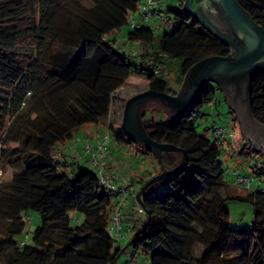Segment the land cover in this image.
I'll return each mask as SVG.
<instances>
[{"label":"trees","instance_id":"obj_1","mask_svg":"<svg viewBox=\"0 0 264 264\" xmlns=\"http://www.w3.org/2000/svg\"><path fill=\"white\" fill-rule=\"evenodd\" d=\"M176 2L166 8L176 27L157 36L131 23L140 0H0V164L11 170L0 183V264H117L123 232L120 227L117 236L111 228L121 205L102 178L116 188L127 181L120 160L95 155L96 166L106 161L99 174L100 167L92 170L76 156L66 160L65 144L83 125L107 122L109 140L149 156L159 173L175 166L129 142L112 115L117 92L132 75L144 77L147 89L175 94L170 70L179 87L197 61L229 54L183 10L184 0ZM237 2L264 30V0ZM160 10L156 6L151 15ZM219 91L206 83L182 118L156 121L143 112L149 136L183 150L188 163L169 182L162 180V194H147L151 184L143 190L144 208L133 198L144 220L140 228H129L124 264H137V255L142 264H264V185L253 190L241 184L246 195L240 194L239 183L225 178L221 139L196 130L203 107ZM250 99L254 118L264 125V73L254 76ZM248 146L247 157L264 156ZM251 172L261 175L264 161ZM156 174L145 170L142 186ZM229 200L251 203L250 225L231 228ZM29 211L41 224L27 243L22 236Z\"/></svg>","mask_w":264,"mask_h":264},{"label":"rangeland","instance_id":"obj_2","mask_svg":"<svg viewBox=\"0 0 264 264\" xmlns=\"http://www.w3.org/2000/svg\"><path fill=\"white\" fill-rule=\"evenodd\" d=\"M146 2L147 0H140V5L146 4ZM159 2L160 3L157 5V7L161 8L160 12H154L147 20H142L138 11H136L132 16L135 23H137L139 26H147L153 29L157 36L169 32L177 25V23L173 20L172 15L166 11L167 6L177 5L176 0H159ZM127 30L128 28L124 27L122 32L125 33ZM168 74L171 87L176 89V92H178L179 87H177L173 81V79L176 78V74L172 72V70H170ZM146 89L147 80L144 77L138 75H132L129 77L124 85L119 88L115 99V104L113 106L112 115L114 118L115 127H120L125 101L133 94L142 92ZM150 109L154 110L152 114L149 111ZM229 110L230 108L224 94L221 91L217 92L214 102L203 107L204 116L198 120L196 124V130L199 134H203L204 136L212 139L213 130L215 127L224 128L225 134L222 136V138H220V143L222 145L221 157L223 160V168L225 170V178L231 183H236L235 174L241 176L249 175L250 188L248 189L257 190L264 185V172L258 176L253 174L251 171L254 165L261 164V162L264 161V156L261 157L254 155L253 157V155L250 154L251 157H247L246 153L250 152L248 151V145H250V143L244 139L239 124L236 122L233 114ZM142 111H148V115H151L156 121H163L165 120L166 116H168L162 111V108L157 103L146 105L143 107ZM106 126L107 122L102 126H95L93 124L83 125V127L74 133L73 138L66 142V145L70 147L73 152H75L76 159L82 165L91 167L92 170H95L96 167H100L99 172H101L102 164H105L106 161L104 158L99 159L100 162L96 166L93 158H95L94 153L96 149L102 144V136L105 132ZM85 131H89V134H91L90 138H83ZM253 147L259 148L254 145ZM58 148H61V146L59 145ZM103 153L113 161L120 160V164L123 169L120 171V173L125 176L127 181L119 180L116 183L117 187H126L127 182L131 183V189L126 192L124 196L120 193L118 197V201L121 205L119 213L121 220L120 227L121 231L123 232V237L119 238V245L122 248V252L117 260V264H124L126 263V258L129 257L130 253L128 248L125 249L132 236V230L130 229L133 228V230H135L138 227L140 228L144 220V215L138 213V207L136 206L135 202H133V198L142 187V173L145 170L146 173H154V171L159 173V170L157 167H155V160L153 161L149 156L142 155L141 153H139L140 156H136L134 154V149L128 145L118 144L113 138L106 142L105 148L101 149V155ZM167 155L168 157L172 158L171 162L168 163L170 166H176L179 164L182 158L180 154L175 152H169ZM72 160L73 159L71 156H68V161ZM164 161L165 160H162L161 162L164 163ZM154 167L156 169H154ZM10 176L11 170L5 164L1 163L0 183L7 182L10 179ZM148 180L149 179H147V181ZM151 185L152 186H150L146 192L147 194L159 195L162 194L164 190H166V183L162 180L155 181ZM238 185L241 186L239 188L237 187L238 192L240 194L246 195V190H244L245 188L243 185ZM244 186L247 187L246 185ZM227 206L230 214L229 222L232 229H242L244 226L251 224L253 216L251 203L243 200H229L227 201ZM40 224L41 220L39 215L33 211H29L27 214L25 231L22 236V238H24L27 243L31 242L33 229ZM126 226H128V228ZM139 257L140 256L137 255L134 258V261L137 262V264H142V260ZM145 264H147L146 261Z\"/></svg>","mask_w":264,"mask_h":264},{"label":"water","instance_id":"obj_3","mask_svg":"<svg viewBox=\"0 0 264 264\" xmlns=\"http://www.w3.org/2000/svg\"><path fill=\"white\" fill-rule=\"evenodd\" d=\"M197 1L210 7L222 20V29L216 22L197 7ZM183 10L208 33L229 47L228 55H211L194 63L186 72L178 92L146 89L130 96L124 103L120 123L124 137L137 147L156 156L161 163V152L181 151L182 158L172 169H161L140 188L136 200L144 208L140 194L155 181L169 182L185 170L187 154L174 145L153 140L147 133L142 120L143 107L157 103L169 117L182 118L194 106L201 88L214 83L224 94L228 106L238 120L244 139L264 150V139L251 135L253 130L264 131L251 110V83L257 73H264V30L237 0H184ZM240 83V85H238ZM255 132V131H254ZM172 158L169 157V162Z\"/></svg>","mask_w":264,"mask_h":264},{"label":"built area","instance_id":"obj_4","mask_svg":"<svg viewBox=\"0 0 264 264\" xmlns=\"http://www.w3.org/2000/svg\"><path fill=\"white\" fill-rule=\"evenodd\" d=\"M158 5V1L157 0H147L146 4L143 5H139L138 7V12H139V16L141 17L142 20H147L149 18V16L151 15L150 10L154 9L156 6ZM131 23L134 24V20L132 18V15L129 16ZM225 134V130L222 127H218V128H214L213 130V135L217 138L220 139L222 138V136ZM109 140V130L107 129V127H105V132L103 133L102 136V144L99 145V147L96 149L95 153H94V157L95 155L98 156H102L101 155V149L105 148V144L106 142ZM94 162H95V158H94ZM101 172H99L100 174ZM236 181L239 184H244L246 186L249 185L250 182V178L249 177H243L238 175L236 177ZM102 182L110 189V190H115L116 194H123V196L126 194V192H128L131 189V186L128 187H118L116 188L115 184L111 181V180H107L102 178ZM118 197V196H117ZM138 209L139 211H141V207L138 205ZM120 217H119V213L115 212L114 216H113V227L111 229H114L115 235L119 236L120 232H119V228H120ZM23 244V243H21Z\"/></svg>","mask_w":264,"mask_h":264},{"label":"flooded vegetation","instance_id":"obj_5","mask_svg":"<svg viewBox=\"0 0 264 264\" xmlns=\"http://www.w3.org/2000/svg\"><path fill=\"white\" fill-rule=\"evenodd\" d=\"M197 7L199 10L203 11L207 16H209L214 22H216L222 29L225 28V25L223 24L221 18L212 11V9L210 7H202L201 4L197 1ZM214 84V83H213ZM238 85H240V83H238ZM231 112V110H230ZM234 116L235 114L233 112H231ZM236 118V117H235ZM236 122H238L237 118H236ZM255 131V132H254ZM251 135H255L254 137L259 139L260 141L264 139V131H261V133H258V129L253 130V132H251ZM169 152H161L162 154V160H169L168 154ZM170 155V154H169ZM163 169V167H162Z\"/></svg>","mask_w":264,"mask_h":264},{"label":"crops","instance_id":"obj_6","mask_svg":"<svg viewBox=\"0 0 264 264\" xmlns=\"http://www.w3.org/2000/svg\"><path fill=\"white\" fill-rule=\"evenodd\" d=\"M91 134H89V131H85L84 132V135H83V138H90L91 136H90ZM66 145V144H65ZM67 146V145H66ZM68 152V154H70V155H68L69 157L71 156V157H73V156H75V152H73L72 150H71V148L67 151ZM68 156H66L65 158H66V160H68Z\"/></svg>","mask_w":264,"mask_h":264},{"label":"clouds","instance_id":"obj_7","mask_svg":"<svg viewBox=\"0 0 264 264\" xmlns=\"http://www.w3.org/2000/svg\"><path fill=\"white\" fill-rule=\"evenodd\" d=\"M140 205V204H139Z\"/></svg>","mask_w":264,"mask_h":264}]
</instances>
